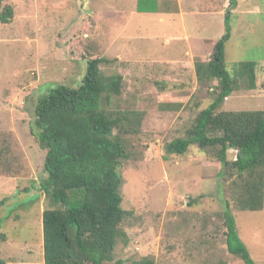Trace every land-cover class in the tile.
Returning a JSON list of instances; mask_svg holds the SVG:
<instances>
[{"label": "rangeland", "instance_id": "374dc122", "mask_svg": "<svg viewBox=\"0 0 264 264\" xmlns=\"http://www.w3.org/2000/svg\"><path fill=\"white\" fill-rule=\"evenodd\" d=\"M137 1L3 2L13 9L10 23L0 22V259L6 264L43 258L42 213L49 205L38 191L46 151L32 133L35 105L56 85L77 87L86 74L84 58L95 57L110 60L103 73L123 77L115 107L144 113L140 133L126 137L130 158L121 169V207L130 215L112 264L143 257L156 264H246L224 245L225 200L251 259L264 264V210L233 209L225 178H218L221 164L206 151L196 145L184 155L166 149L213 100L198 90L195 62L210 60L225 33V13L232 28L226 69L256 63L259 87L236 91L220 109L264 110V0H236L232 7L229 0H141L145 8L156 4L157 12L132 16ZM160 3L182 9L164 13ZM184 27L187 35L205 33L203 56L193 58L199 48Z\"/></svg>", "mask_w": 264, "mask_h": 264}, {"label": "trees", "instance_id": "16d2710c", "mask_svg": "<svg viewBox=\"0 0 264 264\" xmlns=\"http://www.w3.org/2000/svg\"><path fill=\"white\" fill-rule=\"evenodd\" d=\"M235 1L229 0L231 7ZM3 2L0 22L8 24L13 9ZM170 9L160 3L161 11L169 13ZM136 10L157 12L156 4L145 8L141 0ZM224 16L225 33L215 42L210 60L195 62L198 90H205L213 100L197 113L185 137L167 143L166 149L176 155H184L194 145L206 151L221 164L218 178H225L233 209L260 212L264 210V110L220 109L232 92L256 88V63H237L232 73L227 71L225 49L232 28L229 14ZM84 59L87 67L81 83L54 86L34 109L32 133L46 151V176L37 189L49 205L42 213L44 264H112L117 243L126 239L122 224L130 212L121 207V169L130 158L126 137L140 133L144 113L115 107L123 77L102 72V64L110 63L109 59ZM224 204L227 253L255 264L237 234L229 201ZM0 264L6 263L0 259ZM132 264H156V260L143 257ZM215 264L228 263L219 260Z\"/></svg>", "mask_w": 264, "mask_h": 264}, {"label": "crops", "instance_id": "0c3cea01", "mask_svg": "<svg viewBox=\"0 0 264 264\" xmlns=\"http://www.w3.org/2000/svg\"><path fill=\"white\" fill-rule=\"evenodd\" d=\"M182 7V6H181ZM177 8V10H179V9H182V8ZM171 9H170V12H169V14H177L176 12H177V10H175L174 11V9H176V8H172V7H170ZM174 12H173V11ZM137 10L136 9H134V10H132V11H130V13H131V15L132 16H134L135 14H138L137 12H136ZM171 11H172V13H171ZM225 11V10H224ZM162 12H164L165 13V11H162ZM225 13V12H224ZM179 15V14H178ZM162 18H163V16H161V17H159V19L162 21ZM125 25H126V22H125ZM127 25H128V23H127ZM126 28H128V27H126ZM125 28V29H126ZM184 28H186V27H184ZM195 32H197V31H195ZM189 33V30H187V28H186V31H185V37H188V38H190V40H193V45H196V43H197V48H199V49H196V55L195 56H193V58L194 57H198V54L199 55H201V56H203V54H204V51H201L203 48L201 47V45H203L202 44V42H203V39H205V33L203 32V33H200L199 31H198V33H191V34H189V35H187ZM187 35V36H186ZM189 40V41H190ZM201 56H199V57H201ZM255 72H256V70H255ZM263 74H264V72H263ZM256 76H257V74H256ZM256 78H258V77H256ZM257 87H259V85H257L256 84V88ZM256 88L254 89V90H250V91H255L256 90ZM237 92H239V91H237ZM236 91H234V92H232L231 94H233V93H237ZM231 96V95H230ZM229 96V97H230ZM42 257H43V255H42ZM40 264H44V260H43V258L42 259H38L37 260ZM36 261V262H37ZM35 262V263H36ZM23 264H27V263H23Z\"/></svg>", "mask_w": 264, "mask_h": 264}]
</instances>
